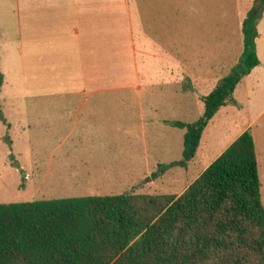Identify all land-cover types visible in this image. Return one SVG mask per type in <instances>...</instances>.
Wrapping results in <instances>:
<instances>
[{"label": "rangeland", "instance_id": "374dc122", "mask_svg": "<svg viewBox=\"0 0 264 264\" xmlns=\"http://www.w3.org/2000/svg\"><path fill=\"white\" fill-rule=\"evenodd\" d=\"M91 2L108 5L79 18L95 29L86 48L70 0H0V205L179 196L247 131L264 207V13L261 66L215 113L186 168L169 167L184 148L174 124L199 120L202 99L235 70L255 0Z\"/></svg>", "mask_w": 264, "mask_h": 264}, {"label": "trees", "instance_id": "16d2710c", "mask_svg": "<svg viewBox=\"0 0 264 264\" xmlns=\"http://www.w3.org/2000/svg\"><path fill=\"white\" fill-rule=\"evenodd\" d=\"M264 0L242 23L232 74L202 99L183 130L186 168L219 108L259 65L255 40ZM3 75L0 73V89ZM0 264H264V207L251 134L243 132L179 196L116 195L0 205Z\"/></svg>", "mask_w": 264, "mask_h": 264}, {"label": "crops", "instance_id": "0c3cea01", "mask_svg": "<svg viewBox=\"0 0 264 264\" xmlns=\"http://www.w3.org/2000/svg\"><path fill=\"white\" fill-rule=\"evenodd\" d=\"M91 1L92 0H70V2H71L70 5L71 6H69V9H68V12H72V18L73 19H76L77 18V20H75L77 22L76 23V25H77V27H76L77 28V36L79 37V34L81 36V34L83 33L82 35H84L86 37V39L84 40L85 41L84 47H86V48L92 47V44L94 43V40H92V39L95 36L94 35L95 34L94 33L95 32V29L94 28H91V25L87 26L86 28L85 27H80L79 26V23H80L79 18H81V17L90 18L94 14V11L93 10L98 11L99 7H104L105 8L108 5L106 2H104V3H92ZM104 1H106V0H104ZM65 8H66V5H65L63 11H60L64 15V18H65L66 14H67V12L65 13V10H66ZM82 13H83V15H82ZM64 20H63L62 24L65 23ZM141 26H144V31L142 30V32L144 34H146L145 24H144V22L142 20L141 14H139V27L142 29ZM145 39H146V45H147V48L148 49L154 47V43L150 39H148L146 37H145ZM256 54H257V57H258V60H259V65L256 68H254L248 76L252 75V72H254L256 69H258L261 66V64H262L261 61H260L259 54H258L257 50H256ZM244 79L241 82H243ZM0 113H2L1 112V107H0ZM2 119L3 118L0 117V122H1ZM243 132H245V131H243ZM240 135H238L237 138Z\"/></svg>", "mask_w": 264, "mask_h": 264}]
</instances>
